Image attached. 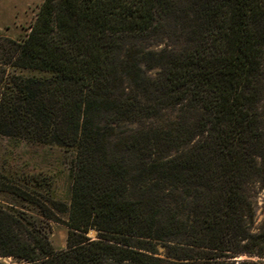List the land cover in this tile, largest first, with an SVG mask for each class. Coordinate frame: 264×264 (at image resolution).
<instances>
[{"label": "trees", "instance_id": "16d2710c", "mask_svg": "<svg viewBox=\"0 0 264 264\" xmlns=\"http://www.w3.org/2000/svg\"><path fill=\"white\" fill-rule=\"evenodd\" d=\"M2 46L23 75L0 91V136L73 160L68 203L46 177L7 187L23 213L0 206V257L264 264V0H43Z\"/></svg>", "mask_w": 264, "mask_h": 264}, {"label": "rangeland", "instance_id": "374dc122", "mask_svg": "<svg viewBox=\"0 0 264 264\" xmlns=\"http://www.w3.org/2000/svg\"><path fill=\"white\" fill-rule=\"evenodd\" d=\"M42 2L43 0H0V91L9 79L23 75V70L13 68L4 62L7 54L6 46L2 45H5L8 40L18 41L23 38L29 25L36 18ZM72 160L71 153L57 146L30 144L24 140L0 136V206L23 213V206H19L23 205V201L19 200L7 187L25 189L28 186L27 180L33 175L46 177L56 198L68 203ZM263 204L264 193L262 192L257 199L255 226H258L262 220ZM28 213L33 217H39L33 207ZM47 228L54 248H65L68 231L66 224L62 221H49ZM87 235L94 238L96 232L90 230ZM159 252L163 254L164 249L159 247ZM233 259L259 260L256 256L244 254H239ZM0 261L3 264H27L12 257H0Z\"/></svg>", "mask_w": 264, "mask_h": 264}]
</instances>
